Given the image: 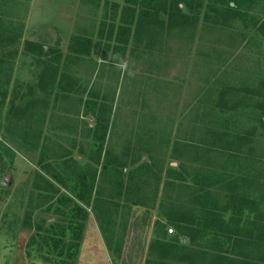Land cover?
Returning <instances> with one entry per match:
<instances>
[{
  "label": "rangeland",
  "instance_id": "obj_1",
  "mask_svg": "<svg viewBox=\"0 0 264 264\" xmlns=\"http://www.w3.org/2000/svg\"><path fill=\"white\" fill-rule=\"evenodd\" d=\"M49 1L54 14L42 17L39 9V20L35 16L27 20L22 45L0 66V180L6 183L0 189V264H207V258L202 261L196 254L205 250L207 237H199L195 245L200 244V248L191 247L181 261L168 259V253L159 256L158 240L163 237L165 243L178 236L174 218L187 214L197 222L201 215L192 193L194 174L262 175L264 181L263 39H252L246 30L211 25L210 20L205 25L202 9L194 35L187 41L184 34L183 43L175 45L180 50L167 57L174 59L171 63L164 66L157 60L156 69L153 67L157 74H152V79L125 75L119 85V63L128 64L109 50L114 44H109V52H103L107 64H100L102 55L75 54L83 39L90 36L88 30L101 27L109 5L89 1L81 10L79 0L39 2L48 5ZM122 6L116 11L120 18ZM258 14L260 22L264 11ZM77 18L81 22L74 26ZM197 33L200 39H195ZM193 37L197 44L191 49L188 45ZM192 50L190 63L183 56ZM91 81L89 92L110 101L120 90L119 100L125 105L111 118L101 153L103 160L119 167L114 170L118 175L110 173L115 185H109V179L98 184L101 196L95 206L79 203L87 213L79 220L82 231L76 251L58 256L52 240L45 245L41 236H46L49 224L67 228L72 203L60 202L65 195L62 185L42 175L43 168H49L52 175L64 173L55 165L56 158L42 164L41 151L32 150V140L40 134L39 142L48 140L49 154L62 156L58 159L62 162L71 159L85 166L92 150L81 145L84 150L79 151L75 146L86 143L89 147L82 139L86 130L82 132L78 102L62 100L85 96L84 89ZM141 81L148 86L144 88ZM179 81L182 84L176 90L180 96L173 86L164 89ZM159 92L165 95L160 101L158 97L157 102L142 101ZM63 108L69 118L62 124L57 117ZM57 124L71 132L60 134ZM261 183L254 190L257 194L264 192ZM209 185L210 190L203 188L209 190L208 203L216 198L220 209L230 193L243 195L245 191L242 182L215 186L210 181ZM259 198L262 208L264 196ZM230 215L235 213H225L226 218ZM240 215L244 224L251 219L248 209ZM68 233L65 245L71 240ZM240 246L235 251L243 253L245 262L260 264L255 246Z\"/></svg>",
  "mask_w": 264,
  "mask_h": 264
},
{
  "label": "trees",
  "instance_id": "obj_2",
  "mask_svg": "<svg viewBox=\"0 0 264 264\" xmlns=\"http://www.w3.org/2000/svg\"><path fill=\"white\" fill-rule=\"evenodd\" d=\"M124 1L131 8L133 7V9L128 7L133 12L138 8L140 10L144 9V14H150V12L153 11L154 14H156L155 16L160 15L162 19L160 21L161 34L165 28L163 20L166 19V27L168 28L167 34L171 37V40L174 35V45L183 43L182 37L187 30L194 35L202 9L204 11L203 19L205 22L203 23L205 25H209L206 21L210 20L211 25H217L218 27L225 25L230 30H246L250 32L249 34L252 39L261 38L264 41V19L260 22L258 19V16H260L258 13L264 11V0ZM124 10H127V7L123 9V12ZM139 17H141V15H139ZM155 24L158 26L157 22H155ZM174 28L175 30H173ZM169 37L167 38L169 39ZM9 44V41L0 38V66L6 63V58H13V54H10L9 57L5 54V46H8ZM100 128L101 129L98 130L96 129L92 136L96 143L95 153L97 159H99L105 141L107 126L102 125ZM1 145L2 144H0V146ZM60 157L62 158V156L57 155L55 165L62 171L63 167H65V162L58 160ZM45 170L48 173L51 172L49 168H45ZM95 172L96 171L92 172L91 170H87L81 175L76 173L77 177L74 179V182H69L70 186L68 189L78 201L86 206L91 204L95 206L97 204V200L93 199L91 196L94 190ZM221 173H217L216 175L208 173L207 176L194 174L192 176V181L194 183V191L192 193L198 200L199 208L202 210L201 215L198 217L197 222H195L193 217H190L187 214L177 217V219L174 218V222H177L176 224H178V236H174V238H171L165 243L163 241L165 238L159 237L160 239L158 241L160 242L158 246L161 248L159 256L168 253V255L171 256L168 259H172V261H181L190 251V245L198 246V248H200L199 246L201 245H195V242L199 237H207L206 243L203 246L205 250H202L204 252H196L197 258L201 256L202 258L200 259L202 261H205L206 258L208 259L207 264H252L251 262L248 263L244 261L243 253L235 251L241 248V244L255 246L258 251L256 259L260 261V264H264V202L262 208H259V204L262 203L259 197L264 196V192L259 194L254 192L256 187L262 182V175H253L248 178L241 175L236 178L224 176ZM54 177L58 179V176ZM210 181H213L215 186L223 183L225 184L224 186H230L234 183L242 182V184H245V191L243 195L230 193L228 195L229 200L223 204L222 209H220L216 198H212L214 201L208 203V195L210 194L208 191L211 188L209 185ZM59 183L64 185L61 179L59 180ZM261 186L262 190H264V181L261 183ZM206 187H209L208 191L203 189ZM242 196H244V198ZM60 202L66 205L72 203V205L70 204L71 208L67 214V218L69 219L67 228L62 224H49L46 230V236L44 234L41 238L43 243L48 246L49 240H52L53 249L59 250L57 252L58 256L63 255V252L65 251L73 255L76 251L77 243L82 231V225L79 220L83 219L86 215V211L77 203L72 202L69 198L61 197ZM245 209H248L251 219H246L244 224L240 214ZM229 210H232L235 215H230L226 218L225 213ZM167 219L169 220V217H167ZM239 224H243V226L238 228L237 226ZM156 225L163 227L161 222H157ZM66 232H69V237H71L68 245L63 243ZM182 237L187 239L188 244L182 242ZM234 253H236L237 256H235ZM246 256L248 257L247 254ZM161 259L163 260V258ZM196 262L197 260L195 263ZM201 264L206 263L201 262Z\"/></svg>",
  "mask_w": 264,
  "mask_h": 264
},
{
  "label": "crops",
  "instance_id": "obj_3",
  "mask_svg": "<svg viewBox=\"0 0 264 264\" xmlns=\"http://www.w3.org/2000/svg\"><path fill=\"white\" fill-rule=\"evenodd\" d=\"M40 0H0V38H3L7 41L10 42V44L8 46H5V54L7 55V57H9L10 54H13V57L15 56L17 50L20 48V45H22V41H24V34H26L27 31V20L29 21L30 19H32L33 16H35V18L37 20L40 19V11L39 9H41V15L42 17L44 16H48V15H53V7L50 6V1L47 4L39 2ZM48 1V0H46ZM53 0H51L52 2ZM91 1L96 3L97 5H109L110 9H108V11H106V8L104 6V9L106 12H108L107 16H105V20L103 21V23H101V27L97 26V28H92V29H87L88 30V34L90 36H86V39H83L84 43L82 44V47L79 48V50L75 51V54H78L79 56H92V57H98L102 55L100 61V64H107V61L105 59H103V52L104 54L109 52V50L116 55L122 56V58L125 59L126 63L128 64L127 66L120 64L119 63V68L120 69V73H119V85L122 82L123 78L128 75L131 79H134L136 76L137 77H141L145 79H152V74H157L154 73L156 66H157V60L160 61L162 63V65H167L169 63H171L174 59L172 58H167L169 57H174L175 53H177L180 49L175 48L174 45V35H173V39L171 40L167 34V22L166 19H164V23H165V28L164 31L161 34V29H160V21L162 20L160 15L155 16L156 14H154V12H150V14H144L143 10L140 9H136L134 12L131 10L133 9V7L131 8L128 4L125 3V1L120 2L119 0L115 1H109V0H79L78 2V8H80L81 10H84L85 5H87V3ZM100 1V2H99ZM45 4V5H43ZM124 7H123V6ZM121 12L123 14V17L121 16H117L116 12L119 10V7H121ZM125 7H127V10H124ZM131 9H129V8ZM52 10V12H51ZM112 11V12H111ZM111 12V13H110ZM139 15H141V17H139ZM27 16V17H26ZM30 16V17H29ZM79 16V15H78ZM26 17V19H25ZM29 17V18H28ZM119 18V20H118ZM81 19L77 18L74 22V26L79 25V22ZM155 22H157L158 26L155 24ZM36 23V22H35ZM84 23V22H83ZM38 25V23H37ZM84 26V25H83ZM197 27V25H196ZM177 28V27H176ZM71 29V28H70ZM78 30V29H77ZM77 30H75V32H77ZM175 30V28L173 29ZM172 30V31H173ZM75 32H73L74 35H78ZM207 33V32H206ZM186 39L190 37L191 32L189 30L186 31ZM76 37V36H75ZM74 36L72 37V42H75L74 40H76ZM169 37V39L167 38ZM91 38H94L91 40ZM200 39L199 34H195V39ZM14 39V41H13ZM71 39V38H70ZM93 40H98L99 43H97V45L93 42ZM27 41V40H25ZM199 41V40H198ZM102 42V43H101ZM26 43V42H24ZM194 37L189 41V47L192 46H196V44H194ZM15 44L17 45V48L15 47ZM109 44H114L115 47L111 46L109 49ZM102 47L98 50V47ZM94 48L96 49V51L94 50ZM105 50H104V49ZM109 49V50H107ZM113 49V50H112ZM2 52V49H1ZM99 52V53H98ZM194 53V50L188 52L187 55H184L183 57L187 56V60L188 62L191 63L190 58L192 57L191 54ZM1 54V53H0ZM131 57L133 60H126L127 57ZM123 60V59H122ZM156 61V62H155ZM182 64H184V59L182 60ZM187 62V61H186ZM189 63V64H190ZM207 63V61H206ZM185 65L187 66V69L189 70V67L187 65V63H185ZM192 65V64H191ZM96 66V65H95ZM99 67H101L99 65ZM155 67V69L153 68ZM209 67V66H208ZM96 69H99L98 67H96ZM185 69V66L184 68ZM198 69V68H197ZM196 69V70H197ZM195 70V71H196ZM143 77H142V76ZM127 76V77H128ZM191 76V75H190ZM124 78V79H125ZM155 79H159L157 76L154 77ZM131 79H129V81H131ZM158 81V80H157ZM143 82L142 85H144V88H146V86H148L146 81H141ZM181 85L182 81L179 82H175L173 84H168L166 85V88L172 89L171 87L173 86L174 89H172L173 91H175L176 93H178V95L180 96L181 93L179 91H177V85ZM87 87L86 89H84V94H86L85 96H81L79 99H69L64 97V99L62 101H66L67 103H72L74 101L78 102L79 105V120L82 123L81 125H83V129L82 132L84 130H86V132L84 131V133H86L85 135H83L84 137L82 138L83 140L87 141L89 143V147L88 144L86 143H82V144H75V146H78L77 149H79V151H82V149L84 150L85 146L88 148V151L92 150L88 162L85 166H79L77 165L74 161L70 160H64L65 162V167H63L62 172H64L62 175L60 174H54L52 175L51 172L48 173L46 172L45 168H43V172L42 175L45 177V179H48V176L53 180L56 179V177L54 176H58V182L61 179L64 183V185H62L63 187V191L65 193L64 198H69L72 200V202L74 201L75 203H77L80 207H82L85 211L86 209L81 206L79 203L83 204L82 202L78 201L75 196L71 193V191L68 189V187L70 186L69 182H74V179L77 177L76 173H79V175H81L84 171L87 170H91L96 171V175H95V181H94V190L92 192V198L97 200L100 199V192L99 189L97 188L98 184L100 182H105V179H109V185H115L116 181H113V178L115 176L118 175V172H114V170L119 169L118 166H114L112 163H110L108 160L101 158V153L103 151V146H102V150L99 156V159H97L96 156V143L93 140V133L95 132V130L97 129H101L100 127L103 126H110V121H112V119L114 118V115L116 113H119L121 111V109L123 110L125 106L124 104H121L120 100H119V92L118 95H116V97L114 99H111L110 101L108 100H103L102 98H98V95H96L95 93H91L89 92V89H91L92 85H93V81L88 82L87 83ZM169 86V87H168ZM67 86L63 89H66ZM121 88V86H119V89ZM62 89V90H63ZM73 88L69 89V91L67 93H71ZM179 90V89H178ZM147 91V89L145 90ZM145 91L141 92L142 95L145 94ZM197 91V87L194 91V93ZM170 92V91H169ZM169 92L167 93L168 95ZM166 93V92H165ZM193 92L189 93V95L191 96ZM162 93H158L156 97L152 96V97H146L144 99H142V101H146V103H150L149 100L154 99L153 102H157V97L158 100L160 101L162 98L165 97V95H161ZM126 101V100H125ZM64 110V111H63ZM63 110H61V115L58 116L57 118L59 119V121H62L61 123H65V121L67 122V117L68 115L65 114V110H67L66 108H63ZM69 118V117H68ZM112 118V119H111ZM111 119V120H110ZM83 121V122H82ZM65 128V129H64ZM64 128H62L60 126V124H57V129H59L60 134L63 133H68L71 131H67L66 128L67 126H64ZM108 128H106L107 131ZM64 135V134H63ZM33 137V136H32ZM36 140H32V145H33V149L32 150H37L38 148L41 151V160L40 162L43 164L47 161H50L51 159L54 160L55 158H57V155H51L49 154V150L47 149L48 145L45 144V140L44 142H39V138H40V134H37L36 136ZM105 138H106V134H105ZM106 141V139H105ZM104 141V143H105ZM74 143V141H73ZM84 146V148H81ZM73 146V145H72ZM49 156L51 158H49ZM59 156V155H58ZM64 158V157H63ZM98 161V162H96ZM47 167V164H45ZM110 173H114V177L113 175H111ZM43 177V182H45ZM60 178V179H59ZM135 200H133L132 203ZM102 202V200H101ZM84 205V204H83ZM91 206H93L91 204ZM87 213V211H86ZM183 238L182 237V242H183ZM183 243H187V239L185 238V242ZM193 246L190 245L189 248H191ZM196 247V246H195ZM190 264V263H189Z\"/></svg>",
  "mask_w": 264,
  "mask_h": 264
},
{
  "label": "water",
  "instance_id": "obj_4",
  "mask_svg": "<svg viewBox=\"0 0 264 264\" xmlns=\"http://www.w3.org/2000/svg\"><path fill=\"white\" fill-rule=\"evenodd\" d=\"M6 186V183L2 180H0V189L4 188ZM183 242H185V238H183Z\"/></svg>",
  "mask_w": 264,
  "mask_h": 264
},
{
  "label": "built area",
  "instance_id": "obj_5",
  "mask_svg": "<svg viewBox=\"0 0 264 264\" xmlns=\"http://www.w3.org/2000/svg\"><path fill=\"white\" fill-rule=\"evenodd\" d=\"M169 232H171V230H169Z\"/></svg>",
  "mask_w": 264,
  "mask_h": 264
}]
</instances>
